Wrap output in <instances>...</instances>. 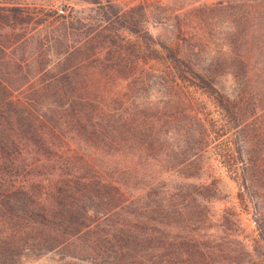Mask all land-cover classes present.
Listing matches in <instances>:
<instances>
[{
	"label": "rangeland",
	"instance_id": "1",
	"mask_svg": "<svg viewBox=\"0 0 264 264\" xmlns=\"http://www.w3.org/2000/svg\"><path fill=\"white\" fill-rule=\"evenodd\" d=\"M110 7L115 16L97 26ZM67 13L89 25L74 18L73 26L60 25ZM148 37L178 58L171 119L162 106L174 87L150 71L147 58L159 54L148 49ZM97 62L103 65L93 71ZM0 104L21 108L19 117L32 125L61 129L72 124L63 123L67 105L130 107L137 123L127 152L108 144L102 155L93 147L105 141L94 134L68 139L80 146L76 174L92 173L78 158L84 150L94 161H115L106 176L124 180L133 194L158 179L123 212L128 220L141 216L143 235L132 249L143 246L157 264H264V0H0ZM29 106L38 119L23 110ZM73 124L82 130L84 122ZM40 151L19 161L18 175L32 182L48 173L39 161L46 155L66 172L52 147ZM122 153L132 160L123 175L116 167ZM110 227L99 222L97 234ZM88 243L83 235L51 250L11 249L0 264H105L118 255H98Z\"/></svg>",
	"mask_w": 264,
	"mask_h": 264
},
{
	"label": "trees",
	"instance_id": "2",
	"mask_svg": "<svg viewBox=\"0 0 264 264\" xmlns=\"http://www.w3.org/2000/svg\"><path fill=\"white\" fill-rule=\"evenodd\" d=\"M109 10L112 15L98 20L97 26H102L104 21L108 22L115 16L112 7ZM44 13L47 17L52 16L50 10L46 9ZM54 17L52 16V21L55 20ZM63 17L65 19L60 25L65 27H71L73 18L79 27L83 24L89 25L85 22L87 17L72 16L70 13ZM148 39L146 43L148 49L159 54V56L147 58L154 63L153 67L150 66V71L155 72L154 75L159 77V81L163 85L176 86V79L180 76L176 64L178 58L173 54L175 49L158 43V46L154 47L151 38L148 37ZM98 65L103 64L97 62L96 67L92 68L93 71L97 69ZM175 90L176 87L173 88V92H169V97L165 100L170 103H164L162 106L167 108L169 113L176 104ZM63 107L65 108V106ZM14 108L10 104H0V258L7 256L12 250L34 252L51 250L72 237L89 235L87 245L90 249L96 245L98 255L103 254L109 258L116 252L118 253L114 260L110 263L104 262L105 264H133L132 262L157 264L158 260L155 259V256L147 259L143 255L144 251L148 253L143 246L141 249H132L136 241L143 235L137 226L141 216L129 213L128 216L131 218L128 220L125 218L127 215L123 212H126V206L134 203V199L140 191L144 190V187L151 186L158 179L146 181L145 186L137 188L136 194H133L124 186V180L118 182L117 178L113 177L112 179L106 176L108 174L104 168L110 166L107 163H115V161L113 162L111 158L106 159L104 163L101 162L102 160L94 161L84 150L78 153V158L90 166L92 173L76 174L78 165L74 155L77 154L80 146L76 150L77 145L75 146L68 139L72 136L70 139L76 141L77 136L81 135L84 138L94 134L98 140L105 141L97 142L99 145L93 147L94 150H100L102 155L107 153L108 150L104 148L108 144L113 146L117 153L119 150L127 152L124 148L127 137L130 136L132 125L137 123V121L134 122L131 108L128 106L114 108L105 105H67L66 109L70 110L67 114L69 118L64 119L63 123L69 124L72 121L73 124V121H82L84 122L81 127L83 131L74 130L75 124H71V127L67 129H61L45 122L39 126L32 125L30 121L22 120L19 117L18 110L21 108ZM31 108L25 107L23 110L28 113L32 111L33 117L38 119ZM160 108L158 112H160ZM173 115L170 113L168 119H171ZM15 118H18V121ZM156 118L157 123L158 116ZM86 126H89L90 129L87 130ZM68 132L72 135H68ZM43 147L54 149V156L67 169L64 174L63 169L59 164H55L50 156L46 155L41 158L45 153L40 151ZM35 153H42L41 159L38 158V160L49 165V171L46 174H36V181L28 182L27 177L23 178L22 175H18L19 161L27 155ZM130 157L127 158L122 153L116 158L119 161L116 167L121 175L129 172L132 161ZM31 163V160H28L26 165L30 166ZM70 169H73V172H69ZM233 171L238 178L245 179L242 170ZM135 173L139 174L138 171ZM138 176V178L143 177L142 175ZM166 195L177 194L174 190L167 189ZM93 199L101 204L103 199H107L103 202L106 206H96V203L93 204ZM180 205L179 211L184 208L182 204ZM121 214L125 221L120 218ZM99 222H105V225L111 224L110 229L105 232L101 231V234L98 235L96 227ZM3 223H6V228ZM132 250L134 251L131 255Z\"/></svg>",
	"mask_w": 264,
	"mask_h": 264
}]
</instances>
